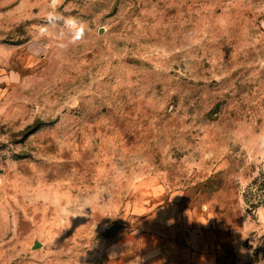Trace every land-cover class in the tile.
Instances as JSON below:
<instances>
[{
  "label": "rangeland",
  "instance_id": "rangeland-1",
  "mask_svg": "<svg viewBox=\"0 0 264 264\" xmlns=\"http://www.w3.org/2000/svg\"><path fill=\"white\" fill-rule=\"evenodd\" d=\"M182 207L264 264V0H0V264H182Z\"/></svg>",
  "mask_w": 264,
  "mask_h": 264
},
{
  "label": "crops",
  "instance_id": "crops-1",
  "mask_svg": "<svg viewBox=\"0 0 264 264\" xmlns=\"http://www.w3.org/2000/svg\"><path fill=\"white\" fill-rule=\"evenodd\" d=\"M163 215L160 213L156 220H160ZM172 221H174L172 219ZM202 232L196 227V216L189 208L182 207V264H216L212 253L203 252L198 245L202 243ZM209 260V261H207Z\"/></svg>",
  "mask_w": 264,
  "mask_h": 264
},
{
  "label": "clouds",
  "instance_id": "clouds-1",
  "mask_svg": "<svg viewBox=\"0 0 264 264\" xmlns=\"http://www.w3.org/2000/svg\"><path fill=\"white\" fill-rule=\"evenodd\" d=\"M48 19H53V16L50 14ZM64 23L66 25H71L72 29H74V40L78 41L83 38L86 30L85 22L79 21L76 18H67L64 20Z\"/></svg>",
  "mask_w": 264,
  "mask_h": 264
},
{
  "label": "water",
  "instance_id": "water-1",
  "mask_svg": "<svg viewBox=\"0 0 264 264\" xmlns=\"http://www.w3.org/2000/svg\"><path fill=\"white\" fill-rule=\"evenodd\" d=\"M35 246H36V247L40 246V243H37Z\"/></svg>",
  "mask_w": 264,
  "mask_h": 264
}]
</instances>
